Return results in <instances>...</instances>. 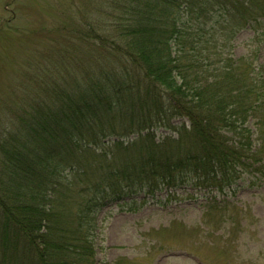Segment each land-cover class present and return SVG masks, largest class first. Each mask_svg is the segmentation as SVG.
<instances>
[{"label": "trees", "instance_id": "trees-1", "mask_svg": "<svg viewBox=\"0 0 264 264\" xmlns=\"http://www.w3.org/2000/svg\"><path fill=\"white\" fill-rule=\"evenodd\" d=\"M105 7L104 32L73 24L59 45L71 68L43 65L0 120V264H96L102 210L187 188L212 195L203 217L229 224L227 253L226 197L264 189V0ZM247 28L252 52L235 58Z\"/></svg>", "mask_w": 264, "mask_h": 264}, {"label": "rangeland", "instance_id": "rangeland-1", "mask_svg": "<svg viewBox=\"0 0 264 264\" xmlns=\"http://www.w3.org/2000/svg\"><path fill=\"white\" fill-rule=\"evenodd\" d=\"M105 1L0 0V120L8 117L13 101L19 105L27 89L34 90L33 80L39 83L35 76L43 65L51 62L55 68H71L66 60L59 65L57 58L59 45L70 38L67 32L73 24L83 31L87 24H98L105 31ZM252 35L250 28L236 35L235 58L251 54ZM259 51L261 62L263 45ZM187 193L195 196L189 199ZM211 196L187 188L176 192L168 203L161 193L156 198L162 200L160 205L156 199L137 194L125 198V206L106 207L99 214L102 234L97 240L96 264H264V189L253 193L242 187L226 197L228 215L237 223L227 253L219 234L229 224L221 223L215 212L203 217L205 200ZM207 230L212 234L206 235Z\"/></svg>", "mask_w": 264, "mask_h": 264}]
</instances>
